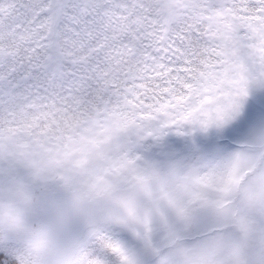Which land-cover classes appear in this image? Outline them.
<instances>
[{
	"label": "snow or ice",
	"instance_id": "obj_1",
	"mask_svg": "<svg viewBox=\"0 0 264 264\" xmlns=\"http://www.w3.org/2000/svg\"><path fill=\"white\" fill-rule=\"evenodd\" d=\"M0 264H264V0H0Z\"/></svg>",
	"mask_w": 264,
	"mask_h": 264
}]
</instances>
